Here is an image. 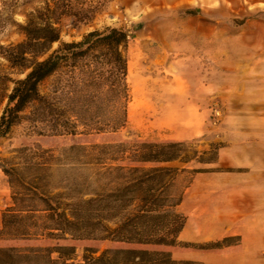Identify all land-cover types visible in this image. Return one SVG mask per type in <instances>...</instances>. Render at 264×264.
Masks as SVG:
<instances>
[{"label": "trees", "instance_id": "16d2710c", "mask_svg": "<svg viewBox=\"0 0 264 264\" xmlns=\"http://www.w3.org/2000/svg\"><path fill=\"white\" fill-rule=\"evenodd\" d=\"M69 1L46 0L20 24L22 41L0 44V55L9 66L24 73L20 78L0 73V103L6 100L0 137L24 119L41 136L112 133L126 126L130 33L109 27L79 40L61 41L63 18H82L83 9L74 10ZM53 76H58L54 89L44 92L43 84ZM196 158L215 162L217 153L198 156L187 142L174 140L74 143L59 153L54 148L16 149L0 165L14 190L0 235L50 243L0 245V264H69L77 258L80 241L105 247L86 245L76 264H201L177 260L173 253L237 245L239 237L201 243L180 239L186 223L179 210L185 188H178L177 179L186 169L174 163ZM64 161L97 166V178L112 185L103 183L83 193L77 181L69 192L52 191L51 170Z\"/></svg>", "mask_w": 264, "mask_h": 264}, {"label": "rangeland", "instance_id": "374dc122", "mask_svg": "<svg viewBox=\"0 0 264 264\" xmlns=\"http://www.w3.org/2000/svg\"><path fill=\"white\" fill-rule=\"evenodd\" d=\"M46 0H0V44L25 38L20 24ZM82 18L65 16L61 41L79 40L92 30L118 27L130 33L128 121L117 132L93 135L41 136L30 120L13 126L0 137V165L20 147L54 148L57 153L74 143L184 141L198 156L217 153L215 162H175L184 167L177 179L186 188L200 173L234 182L228 174L260 170L264 158V16L245 6H212L211 0H70ZM59 43H55L57 47ZM0 73L24 76L0 55ZM58 76L48 79L44 92L54 89ZM10 88L13 87L10 83ZM6 100L0 103V116ZM31 108L27 110V113ZM49 176L52 191H68L80 182L83 193L108 184L98 179L97 166L64 161ZM264 165V163H263ZM201 168L203 171L193 172ZM241 169V170H240ZM13 188L0 167V229L3 212L13 205ZM181 211V209L179 208ZM49 241L0 235V245L37 246ZM81 262L86 245L80 241ZM179 260L181 250H175ZM56 257V254H55ZM27 264V263H26ZM60 264V263H59Z\"/></svg>", "mask_w": 264, "mask_h": 264}, {"label": "crops", "instance_id": "0c3cea01", "mask_svg": "<svg viewBox=\"0 0 264 264\" xmlns=\"http://www.w3.org/2000/svg\"><path fill=\"white\" fill-rule=\"evenodd\" d=\"M204 1V0H202ZM212 6H245L264 16V0H211ZM260 170L228 174L234 182H222L215 175L200 173L184 191L179 206L186 215L180 239L209 242L239 237L240 242L215 251L186 249L179 260L201 264H264V158Z\"/></svg>", "mask_w": 264, "mask_h": 264}]
</instances>
